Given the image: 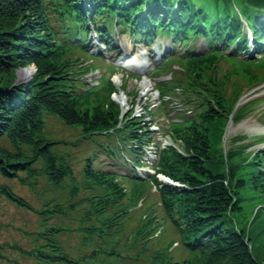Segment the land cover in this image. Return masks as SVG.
<instances>
[{
	"label": "trees",
	"instance_id": "trees-1",
	"mask_svg": "<svg viewBox=\"0 0 264 264\" xmlns=\"http://www.w3.org/2000/svg\"><path fill=\"white\" fill-rule=\"evenodd\" d=\"M263 16L264 0H0V177L29 190L42 180L41 194L47 193L35 209L9 184L0 183L1 198L39 217L36 246L22 253L45 264H118L105 259L124 258L117 250L119 241L111 239L123 231L150 183L188 257L174 260L172 244L145 254L161 227L151 209L123 244L127 250L140 248L138 263L264 264L252 256L243 230L228 224L229 215L241 209L242 190L264 196V151L248 157L244 148L223 154L211 141V136L219 141L228 118L240 121L251 105L233 110L241 94H227L231 76L220 74V63L237 60L245 50L241 18L253 34L255 52L262 54ZM90 29L108 52L116 50L110 38L114 31L145 41L160 35L181 44L184 53L173 57L177 75L159 83L160 101L153 109L174 116L182 107L184 113L169 119L168 133L180 151L155 143L145 119L120 117L112 99L113 72L99 86L88 81L86 76L98 70L89 63L96 59L87 47ZM198 38L204 49L183 47ZM256 61L237 68L252 83L259 81L254 67L264 70V61ZM24 67L37 68L36 79L12 88ZM48 118L79 129L75 142L95 143L115 159V166L131 170L123 176L95 166V152L75 172L66 148L77 143L54 138ZM152 144L156 159L149 166L154 173L141 178L133 167L143 166L144 148ZM158 175L178 185L163 183ZM122 179L133 182L132 198ZM58 217L74 225L50 223ZM69 232L81 236L88 253L72 258L65 251L58 236Z\"/></svg>",
	"mask_w": 264,
	"mask_h": 264
},
{
	"label": "rangeland",
	"instance_id": "rangeland-1",
	"mask_svg": "<svg viewBox=\"0 0 264 264\" xmlns=\"http://www.w3.org/2000/svg\"><path fill=\"white\" fill-rule=\"evenodd\" d=\"M112 35L117 39V44L122 46L120 59L118 60H114V54L108 55L103 46H97V39L95 37H92V39H89L91 41L87 42L90 46L89 50L91 53L102 56L101 60H90L89 63L98 67V71L90 75L89 81L94 85H98L99 82H102L103 79L110 74V72L117 73L112 78L116 89V93L113 94L112 99L118 106L122 117L128 114H132L133 117L140 120L145 117V120L149 121L148 125L151 126V130L153 131L152 137L157 144L160 146H174L180 151V147L174 144L170 136L167 135L170 132L168 128L169 123L172 124V122L165 120L170 119L169 117L166 118V112H154L152 118L151 113H147V109L157 105L160 100V96L156 92L155 83L149 77L152 75L154 66L161 63L160 58L156 57V62H147V58L142 57L144 53L142 44H139L137 48H133L135 44L132 43L129 37L124 34H115V32H112ZM169 42L170 41H163L161 38H157L154 45L162 44L163 49H169ZM200 45L203 46V43L201 39H198L193 47L199 48ZM100 50H102V53ZM178 50L179 49L176 48V51ZM124 55L128 56V59L122 62L120 60H122ZM255 57L256 54H252V58L254 59ZM236 59L237 60H222L220 63V74L226 77L228 75L231 76L226 85L227 94L231 96L235 93L241 94L240 101L235 104L233 110H235L237 106H242L247 102H251V105L247 108L246 116L240 121H232L228 118L219 133V141H216L213 136H211V141L215 147L218 145L223 154H226L229 150L237 152L244 148V155L248 157L249 154L264 151V70L254 67L255 73L258 74L259 81L255 83L249 82L246 75L238 71L237 68L251 61V58L246 57L243 59L241 56V58L238 57ZM261 61L263 62L264 60ZM131 62L146 67L145 71H142L140 68L133 69L135 73L142 76L141 79H136L129 75L130 67L127 68L126 65ZM120 63H122L121 67H119ZM110 65H113L114 68ZM20 70H29V72L33 73L37 71L35 67H24ZM20 70L16 73L14 84L19 83L20 86H22V84L25 86L31 84L36 79L37 74H32L33 76L29 77L30 81L26 82L27 80L25 81L20 76ZM175 74L177 73L175 72ZM166 79H168V76L164 75L160 77L159 80L164 81ZM182 113L184 112L181 107L177 115ZM177 115L174 114L173 116L172 114L171 118ZM47 130L58 140L65 139V141L70 140L73 143H77L73 147L70 145L66 148L71 167L77 173L83 168L85 159L92 157L95 152L98 156L95 166L121 172L123 174L131 170L129 167L126 169L124 166H115V159L108 157L102 147L97 144L89 141L75 142L80 132L77 128L67 127L56 118H48ZM215 134L216 133H214V135ZM97 140L103 145L106 143L102 138H98ZM3 142L6 143L5 141ZM115 145L119 146L118 144ZM154 148V146H151L149 149L147 148L144 150L145 165L136 170L137 174L143 176V178L146 177L144 173L149 171L152 173L148 165L153 163V160L156 159L155 150H151ZM235 160L242 161V158L238 157ZM245 165L246 163L241 165L240 170L245 168ZM167 180L171 182L170 179ZM120 181L128 196H130L129 198H132L134 189L133 182L125 179ZM0 183L9 184L18 195L26 199L35 209L40 207L41 200L43 197L47 196V193L41 194V188L43 187L42 180L38 188L34 190H29L27 187L21 186L17 181L7 182L1 177ZM240 195L241 209L229 215L228 224L234 226L237 230H243L248 239L252 256L264 263V196L257 190L250 188L242 190ZM151 209L156 213L158 223L161 227L159 231L150 238L147 245L148 250L145 254H151L156 250L163 249L172 244L173 246L170 252L174 260L182 261L188 257V253L183 247L177 232L166 219L156 189L149 183L146 186L145 196H143V199L138 203V206L131 211L130 218L125 223L123 231L114 235L111 239L114 242L119 241V248L117 250L121 251L120 255L124 256V258L118 260L116 258L105 257V259L112 260L113 263L118 264H143L142 261L144 260L140 263H138L139 260H135L140 248L127 250L124 248L123 244L134 228L146 217V214L151 212ZM229 219L231 222H229ZM50 223H58L67 227H72L74 225V222L59 217L54 218ZM38 224L39 217L36 213L17 207L15 204L0 197V264H45L34 257L22 253V251H30L36 246L38 239L36 231L39 229ZM58 237L65 251L72 258L82 256L85 251L86 253L89 252V250L83 246L81 236L76 232L60 234ZM39 243L40 242H38V244ZM87 263L97 264L90 260Z\"/></svg>",
	"mask_w": 264,
	"mask_h": 264
},
{
	"label": "bare ground",
	"instance_id": "bare-ground-1",
	"mask_svg": "<svg viewBox=\"0 0 264 264\" xmlns=\"http://www.w3.org/2000/svg\"><path fill=\"white\" fill-rule=\"evenodd\" d=\"M92 35H95V33L94 34H92ZM133 66V65H132ZM36 72H29V70H27V71H23V70H20V72H19V74H20V76L26 81V82H29L30 80H29V77H31V76H33V75H35V74H37V72H38V69L36 68ZM33 74V75H32ZM17 86H20L19 85V83H17V84H14V85H12V88H14V87H17ZM22 86H23V84H22Z\"/></svg>",
	"mask_w": 264,
	"mask_h": 264
},
{
	"label": "water",
	"instance_id": "water-1",
	"mask_svg": "<svg viewBox=\"0 0 264 264\" xmlns=\"http://www.w3.org/2000/svg\"><path fill=\"white\" fill-rule=\"evenodd\" d=\"M162 180L165 181V182H168V183H172V182L168 181L166 178H162ZM172 184L177 185L175 183H172Z\"/></svg>",
	"mask_w": 264,
	"mask_h": 264
}]
</instances>
